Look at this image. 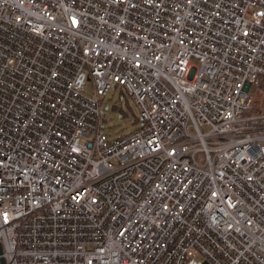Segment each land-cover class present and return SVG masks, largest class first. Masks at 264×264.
<instances>
[{
  "label": "built area",
  "instance_id": "obj_1",
  "mask_svg": "<svg viewBox=\"0 0 264 264\" xmlns=\"http://www.w3.org/2000/svg\"><path fill=\"white\" fill-rule=\"evenodd\" d=\"M263 80L264 0H0V258L264 264Z\"/></svg>",
  "mask_w": 264,
  "mask_h": 264
},
{
  "label": "rangeland",
  "instance_id": "obj_2",
  "mask_svg": "<svg viewBox=\"0 0 264 264\" xmlns=\"http://www.w3.org/2000/svg\"><path fill=\"white\" fill-rule=\"evenodd\" d=\"M197 65V60L192 59ZM255 87L250 88L254 93ZM83 93L97 98L94 82L89 74L85 79ZM101 119L98 121V132L106 140H113L131 133L141 125L139 110L130 96L124 94L118 87L112 85L106 95L99 96Z\"/></svg>",
  "mask_w": 264,
  "mask_h": 264
},
{
  "label": "trees",
  "instance_id": "obj_3",
  "mask_svg": "<svg viewBox=\"0 0 264 264\" xmlns=\"http://www.w3.org/2000/svg\"><path fill=\"white\" fill-rule=\"evenodd\" d=\"M252 97L253 99H252L251 111L253 113L264 114V80L261 81L255 87L254 93H252Z\"/></svg>",
  "mask_w": 264,
  "mask_h": 264
},
{
  "label": "water",
  "instance_id": "obj_4",
  "mask_svg": "<svg viewBox=\"0 0 264 264\" xmlns=\"http://www.w3.org/2000/svg\"><path fill=\"white\" fill-rule=\"evenodd\" d=\"M2 253L1 244H0V254ZM0 264H6V261L3 256L0 258Z\"/></svg>",
  "mask_w": 264,
  "mask_h": 264
}]
</instances>
